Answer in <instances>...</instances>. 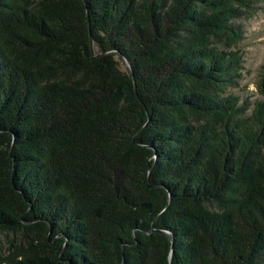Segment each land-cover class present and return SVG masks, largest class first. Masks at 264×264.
I'll use <instances>...</instances> for the list:
<instances>
[{
	"label": "trees",
	"instance_id": "16d2710c",
	"mask_svg": "<svg viewBox=\"0 0 264 264\" xmlns=\"http://www.w3.org/2000/svg\"><path fill=\"white\" fill-rule=\"evenodd\" d=\"M257 1L0 0V264H264Z\"/></svg>",
	"mask_w": 264,
	"mask_h": 264
},
{
	"label": "rangeland",
	"instance_id": "374dc122",
	"mask_svg": "<svg viewBox=\"0 0 264 264\" xmlns=\"http://www.w3.org/2000/svg\"><path fill=\"white\" fill-rule=\"evenodd\" d=\"M244 30L241 42L243 51V76L235 90L243 99H264L257 84L264 74V0H258L235 21Z\"/></svg>",
	"mask_w": 264,
	"mask_h": 264
},
{
	"label": "water",
	"instance_id": "95a60500",
	"mask_svg": "<svg viewBox=\"0 0 264 264\" xmlns=\"http://www.w3.org/2000/svg\"><path fill=\"white\" fill-rule=\"evenodd\" d=\"M153 186H156V185H153ZM158 186H160V185H158ZM158 231L163 233V234H165V235H167L170 238V240L172 241V243H173L172 244V248H171V252H170V264H172V255H173V250H174V237L171 236L170 233L168 231H166V230L158 229Z\"/></svg>",
	"mask_w": 264,
	"mask_h": 264
}]
</instances>
